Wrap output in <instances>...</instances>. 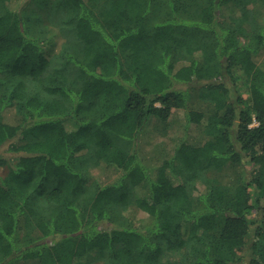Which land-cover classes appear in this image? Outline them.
I'll use <instances>...</instances> for the list:
<instances>
[{
	"label": "trees",
	"instance_id": "trees-1",
	"mask_svg": "<svg viewBox=\"0 0 264 264\" xmlns=\"http://www.w3.org/2000/svg\"><path fill=\"white\" fill-rule=\"evenodd\" d=\"M18 1L0 264H264V0Z\"/></svg>",
	"mask_w": 264,
	"mask_h": 264
},
{
	"label": "rangeland",
	"instance_id": "rangeland-1",
	"mask_svg": "<svg viewBox=\"0 0 264 264\" xmlns=\"http://www.w3.org/2000/svg\"><path fill=\"white\" fill-rule=\"evenodd\" d=\"M18 2H21V0H19ZM37 8L35 7L34 4H31L29 7H28V13L33 16V14H35V12H37ZM202 85L201 82H191L190 84L186 85L185 88H189V91H190V107L191 108H194V109H198V110H203L207 113L208 109H207V106L206 104L203 102V99L200 97V91L202 90V88H200V86ZM9 112V115H13L14 114V109H11V111H8ZM8 112L6 113V117L7 119H10L11 118L8 116ZM13 114H12V113ZM11 113V114H10ZM184 113L183 111H179L177 113V118H178V121L180 124L184 123ZM19 120V119H18ZM156 123H157V128L160 129V131H163L165 130V125L163 122L159 121L158 119L156 120ZM155 131L154 128L150 127V129L147 131L146 134H144L142 136L143 139H147L149 138L150 136H152V133ZM192 135H197V132L196 131H193L192 132ZM161 138V137H160ZM159 139L158 137H156L155 141ZM6 149V148H5ZM5 149L2 151L3 153H5ZM7 155V154H5ZM103 174H106V173H103ZM112 176V175H111ZM110 177V175H109ZM127 211L125 212L126 215H128V217H130L135 223L138 222L139 224V221L141 218H144L146 217V214L141 212L140 210H138L137 206L135 204H132L130 205L127 209ZM90 264H103L98 258H95L94 261H92Z\"/></svg>",
	"mask_w": 264,
	"mask_h": 264
}]
</instances>
